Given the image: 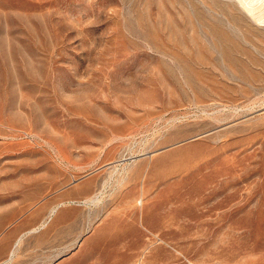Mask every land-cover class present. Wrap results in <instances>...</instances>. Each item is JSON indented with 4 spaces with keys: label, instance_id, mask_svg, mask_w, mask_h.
<instances>
[{
    "label": "rangeland",
    "instance_id": "1",
    "mask_svg": "<svg viewBox=\"0 0 264 264\" xmlns=\"http://www.w3.org/2000/svg\"><path fill=\"white\" fill-rule=\"evenodd\" d=\"M3 239L0 264H264V0H0Z\"/></svg>",
    "mask_w": 264,
    "mask_h": 264
},
{
    "label": "bare ground",
    "instance_id": "2",
    "mask_svg": "<svg viewBox=\"0 0 264 264\" xmlns=\"http://www.w3.org/2000/svg\"><path fill=\"white\" fill-rule=\"evenodd\" d=\"M125 170H127V169H125ZM123 174H124V171H123ZM130 176H131V173L130 172H127L125 175H122L121 174V179L123 180V182H124V180H128L129 178H130ZM146 183H144L143 184V187H142V194H143V196L145 195V194H147L148 192H149V186H147V185H145ZM147 186V187H146ZM141 194V195H142ZM128 195L129 196H131L130 194H129V192H128ZM97 198V197H96ZM88 200H90V201H88ZM85 203L88 205L90 202H94V203H96V202H99L97 199H92L91 200V198L90 199H88ZM140 204L143 206V210H144V203H143V199L140 201ZM127 205V204H126ZM129 205H131V204H129ZM146 208V207H145ZM58 209V208H57ZM20 211V210H19ZM57 210H56V207L55 208H53L52 210H51V212H50V214H49V216H48V219H46L39 227H36V228H34L33 227V229L32 230H30L29 232H27V234H32V233H37L39 230H41V229H43V228H45L47 225H48V220H50L49 218H50V216H52L55 212H56ZM145 211V210H144ZM144 214V213H143ZM17 216V215H16ZM135 216V215H134ZM22 228V227H21ZM17 229V228H16ZM19 229V228H18ZM17 229V230H18ZM15 232V231H14ZM17 232V231H16ZM120 233H122V232H120ZM124 233V232H123ZM123 233L121 234V235H123ZM11 235L13 234V232L12 233H10ZM111 234V233H110ZM25 235V234H24ZM24 235L23 236H20V238H18V240H17V243L18 242H20V239L21 238H23L24 237ZM112 235H113V233H112ZM115 235V234H114ZM109 237V236H108ZM107 237V238H108ZM110 243H112V242H109V244ZM19 244V243H18ZM9 245H10V240L9 239H3L1 242H0V253H2V252H5L6 250H7V248L9 247ZM19 246V245H18ZM17 246V247H18ZM16 247V248H17ZM16 253V251H11L10 252V254H14V253ZM15 255V254H14Z\"/></svg>",
    "mask_w": 264,
    "mask_h": 264
}]
</instances>
